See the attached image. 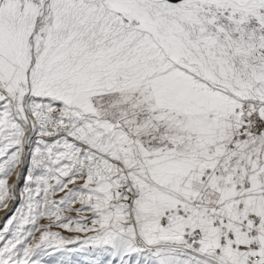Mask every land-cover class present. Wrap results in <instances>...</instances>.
I'll return each mask as SVG.
<instances>
[{
  "label": "snow or ice",
  "instance_id": "6c2138e0",
  "mask_svg": "<svg viewBox=\"0 0 264 264\" xmlns=\"http://www.w3.org/2000/svg\"><path fill=\"white\" fill-rule=\"evenodd\" d=\"M14 200L0 264L73 243L264 264V0H0V208Z\"/></svg>",
  "mask_w": 264,
  "mask_h": 264
},
{
  "label": "rangeland",
  "instance_id": "374dc122",
  "mask_svg": "<svg viewBox=\"0 0 264 264\" xmlns=\"http://www.w3.org/2000/svg\"><path fill=\"white\" fill-rule=\"evenodd\" d=\"M14 176L9 180V184H12ZM25 186L24 180L18 186V192L22 191ZM69 187H74L73 185H69ZM65 193H59L54 199L59 200L61 199ZM10 202V201H9ZM8 202V204H9ZM21 202L18 200L15 207L12 210L8 211L5 215L6 218H10L12 215H15V209L21 207ZM75 208H79L80 205L77 203L74 205ZM6 208H0V217L5 212ZM4 215V216H5ZM65 215H70L73 219H90L91 214H86L85 217H76L75 213H68ZM3 216V217H4ZM6 218L4 220L3 225L0 227V231H2L3 226L6 222ZM41 225H46L48 221L46 219H42L39 222ZM90 226V225H89ZM27 227H31L28 225ZM74 227V225H73ZM53 232L59 233L61 236L65 237V239L76 240L79 239L80 241L88 239L89 236L93 235L92 233H84V232H72L67 231L63 228L53 227L50 229ZM41 235L40 232L35 234V239L31 241L32 244H35L39 240V236ZM67 251H58L55 248L47 249L45 255L40 257L42 264H121L119 258H114L113 256L109 255L107 252H104L101 249L93 248L89 246H84L80 251H72V249H80L81 245L77 243L67 244L64 246ZM126 264H143V261L138 256L132 257H125Z\"/></svg>",
  "mask_w": 264,
  "mask_h": 264
},
{
  "label": "bare ground",
  "instance_id": "6f19581e",
  "mask_svg": "<svg viewBox=\"0 0 264 264\" xmlns=\"http://www.w3.org/2000/svg\"><path fill=\"white\" fill-rule=\"evenodd\" d=\"M24 175H26V172L24 173ZM24 179H23V175L21 176V178H20V180L19 181H17V177L14 175V178H13V181H12V184H18V186L20 185V183L23 181ZM11 184V185H12ZM18 187H17V189H16V191L18 192ZM19 193V192H18ZM17 201L18 200H14V201H10L9 202V204H8V207L6 208V210H5V212L2 214V216L0 217V223L3 221V220H5V218H6V216L7 215H5L6 213H8V211L10 210H12V208L13 207H15L16 206V204H17ZM5 215V216H4ZM4 216V217H3ZM4 222V221H3Z\"/></svg>",
  "mask_w": 264,
  "mask_h": 264
},
{
  "label": "water",
  "instance_id": "95a60500",
  "mask_svg": "<svg viewBox=\"0 0 264 264\" xmlns=\"http://www.w3.org/2000/svg\"><path fill=\"white\" fill-rule=\"evenodd\" d=\"M3 221H4V220H3ZM3 221L0 223V227L3 225V223H4Z\"/></svg>",
  "mask_w": 264,
  "mask_h": 264
}]
</instances>
